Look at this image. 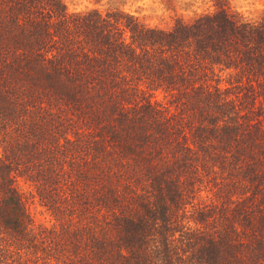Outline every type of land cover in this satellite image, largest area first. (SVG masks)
<instances>
[{
  "label": "trees",
  "instance_id": "obj_1",
  "mask_svg": "<svg viewBox=\"0 0 264 264\" xmlns=\"http://www.w3.org/2000/svg\"><path fill=\"white\" fill-rule=\"evenodd\" d=\"M91 1L0 0V264H264V11Z\"/></svg>",
  "mask_w": 264,
  "mask_h": 264
},
{
  "label": "rangeland",
  "instance_id": "obj_2",
  "mask_svg": "<svg viewBox=\"0 0 264 264\" xmlns=\"http://www.w3.org/2000/svg\"><path fill=\"white\" fill-rule=\"evenodd\" d=\"M70 8H83L91 6V0H65ZM110 1V2H109ZM117 4L154 23H167L174 13L190 16L213 8L212 0H101L100 5L107 3ZM231 8L245 15L256 17L264 11V0H228ZM31 201V209L36 219H45L46 213L36 200Z\"/></svg>",
  "mask_w": 264,
  "mask_h": 264
}]
</instances>
